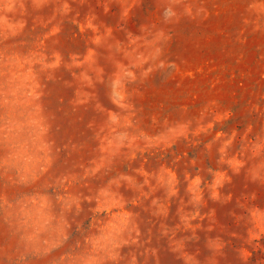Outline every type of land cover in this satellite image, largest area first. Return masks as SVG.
<instances>
[{
    "label": "rangeland",
    "instance_id": "rangeland-1",
    "mask_svg": "<svg viewBox=\"0 0 264 264\" xmlns=\"http://www.w3.org/2000/svg\"><path fill=\"white\" fill-rule=\"evenodd\" d=\"M0 264H264V0H0Z\"/></svg>",
    "mask_w": 264,
    "mask_h": 264
}]
</instances>
